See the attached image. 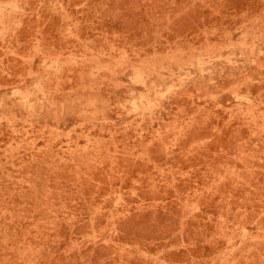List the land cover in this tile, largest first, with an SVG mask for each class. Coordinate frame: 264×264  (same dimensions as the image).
Wrapping results in <instances>:
<instances>
[{"label":"rangeland","instance_id":"374dc122","mask_svg":"<svg viewBox=\"0 0 264 264\" xmlns=\"http://www.w3.org/2000/svg\"><path fill=\"white\" fill-rule=\"evenodd\" d=\"M0 264H264V0H0Z\"/></svg>","mask_w":264,"mask_h":264}]
</instances>
